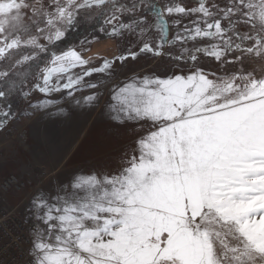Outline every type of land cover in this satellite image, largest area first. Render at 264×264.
I'll return each mask as SVG.
<instances>
[{
    "label": "snow or ice",
    "instance_id": "obj_1",
    "mask_svg": "<svg viewBox=\"0 0 264 264\" xmlns=\"http://www.w3.org/2000/svg\"><path fill=\"white\" fill-rule=\"evenodd\" d=\"M97 33L124 51L94 65ZM142 55L166 72L104 100L115 65ZM54 94L104 100L138 135L115 169L34 190L22 264H264V0H0V131L29 114L21 102L64 114Z\"/></svg>",
    "mask_w": 264,
    "mask_h": 264
},
{
    "label": "rangeland",
    "instance_id": "obj_2",
    "mask_svg": "<svg viewBox=\"0 0 264 264\" xmlns=\"http://www.w3.org/2000/svg\"><path fill=\"white\" fill-rule=\"evenodd\" d=\"M186 2L191 5L193 0ZM124 47V41L105 36L96 39L87 54L98 57L94 61V65H98L103 59L118 56ZM167 67V62L149 55H142L136 61L129 60L123 66L117 63L113 78L104 81V100L108 99L107 86L124 77L163 75ZM254 67L259 71V65ZM91 79L104 78L93 76ZM40 98L39 93H34L31 99ZM53 99L65 109L64 114L50 116L41 111L33 114L24 104L21 109L29 114L21 115L15 123L0 131V174L13 173L27 182L25 194L19 198L11 197L10 205L23 199L22 206L27 208L36 188L49 189L77 171L115 169L123 153L134 147L138 133L133 129L137 125L119 126L109 122L103 113L104 100L100 107L87 108L77 107L70 99H61L60 95L54 94Z\"/></svg>",
    "mask_w": 264,
    "mask_h": 264
},
{
    "label": "built area",
    "instance_id": "obj_3",
    "mask_svg": "<svg viewBox=\"0 0 264 264\" xmlns=\"http://www.w3.org/2000/svg\"><path fill=\"white\" fill-rule=\"evenodd\" d=\"M26 189L27 182L22 177L13 173L0 174V264L26 261L31 222H25L28 214L22 206L23 199L14 206L9 202L11 197L24 195Z\"/></svg>",
    "mask_w": 264,
    "mask_h": 264
},
{
    "label": "trees",
    "instance_id": "obj_4",
    "mask_svg": "<svg viewBox=\"0 0 264 264\" xmlns=\"http://www.w3.org/2000/svg\"><path fill=\"white\" fill-rule=\"evenodd\" d=\"M96 22L97 21L95 19H88V18L82 19L80 31L79 32H69L67 40L64 42L63 45H61V47H64V46L70 45V44H76L80 39L83 38L84 34L88 33V30ZM96 35L98 36V39L105 37V35H103L102 33H97ZM23 105H24V103L21 102L20 108H22Z\"/></svg>",
    "mask_w": 264,
    "mask_h": 264
},
{
    "label": "crops",
    "instance_id": "obj_5",
    "mask_svg": "<svg viewBox=\"0 0 264 264\" xmlns=\"http://www.w3.org/2000/svg\"><path fill=\"white\" fill-rule=\"evenodd\" d=\"M94 50V49H93ZM95 51H93V53H94Z\"/></svg>",
    "mask_w": 264,
    "mask_h": 264
}]
</instances>
